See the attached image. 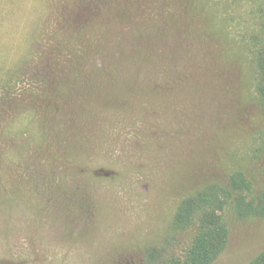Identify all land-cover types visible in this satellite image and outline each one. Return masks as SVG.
I'll use <instances>...</instances> for the list:
<instances>
[{"label": "rangeland", "instance_id": "rangeland-1", "mask_svg": "<svg viewBox=\"0 0 264 264\" xmlns=\"http://www.w3.org/2000/svg\"><path fill=\"white\" fill-rule=\"evenodd\" d=\"M264 0H0V264H144L184 197L264 171ZM213 264L264 250L223 212Z\"/></svg>", "mask_w": 264, "mask_h": 264}, {"label": "trees", "instance_id": "trees-1", "mask_svg": "<svg viewBox=\"0 0 264 264\" xmlns=\"http://www.w3.org/2000/svg\"><path fill=\"white\" fill-rule=\"evenodd\" d=\"M254 55L255 92L264 114V41L255 48ZM226 208H231L241 219L264 218V171L256 191L243 173L235 171L226 184L207 183L181 199L164 242L176 240L182 233L192 230L182 255L168 254L163 247L152 246L145 251L144 264H213L229 240V227L222 215ZM248 264H264V250Z\"/></svg>", "mask_w": 264, "mask_h": 264}]
</instances>
